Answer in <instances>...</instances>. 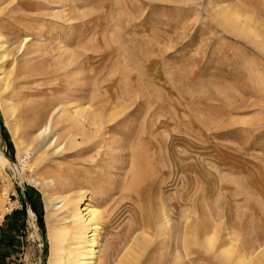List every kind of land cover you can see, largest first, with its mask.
I'll use <instances>...</instances> for the list:
<instances>
[{"label": "rangeland", "instance_id": "1", "mask_svg": "<svg viewBox=\"0 0 264 264\" xmlns=\"http://www.w3.org/2000/svg\"><path fill=\"white\" fill-rule=\"evenodd\" d=\"M170 1L0 0V264H46V209L78 193L105 219L97 264L264 250V0ZM225 10L260 38L231 34ZM86 107L104 123L77 126Z\"/></svg>", "mask_w": 264, "mask_h": 264}, {"label": "bare ground", "instance_id": "2", "mask_svg": "<svg viewBox=\"0 0 264 264\" xmlns=\"http://www.w3.org/2000/svg\"><path fill=\"white\" fill-rule=\"evenodd\" d=\"M227 10H225V14H224L223 18H221V22H222V25H224L226 28L228 27V30L230 31L231 34H235L239 37H242L243 39H248V40L253 38L255 35H256L257 39L260 38L259 37L260 35L258 36L251 28H249L251 26L250 23L253 22V20L250 16H248V15L247 16L246 15L241 16V14H239L238 12H232V13L230 12L229 13V12H227ZM241 19H242V21H241ZM229 26L231 28H229ZM254 29H256V28H254ZM254 42H255V38H254ZM256 44L259 45V47L263 49L264 48V37H262ZM5 58H6V46H5V43L3 42V40L0 36V93L4 92L8 87V81L6 80L7 79L6 72L3 70V66H2V61L4 62ZM0 109H1V112L3 113V115L6 117V119H11L12 115L14 114L13 106L11 103H8L7 101L0 99ZM61 109H62V107H61ZM79 112H80V114H79ZM99 113H100L99 111H98V113L97 112L94 113V111L92 109L90 110L89 107H86L83 109H80V108L75 109L74 114L71 117L75 118V123L77 126H82V127L85 126L84 122L80 120L81 118L79 117V115L80 116L85 115L86 117H88V121H89L88 125L95 126V124H97L98 126H100V124L102 125L104 123L103 120H104V118H106L105 117L106 115L103 113L102 114H99ZM95 114H97V115H95ZM114 115H116V113ZM107 117H110V116H107ZM96 118H97V122H96ZM112 118L114 119V117H112ZM51 120L52 119H49L47 122V125L49 127L51 126V122H52ZM58 121L60 122V120H58ZM59 122H57V123H59ZM47 125L45 124L44 129L39 134H45V132L47 130L46 127H48ZM97 128L98 127H95L94 129L92 128V130H94V132H96ZM15 129H16L15 123H12V121L9 122V130L12 133H14ZM92 130H90V131H92ZM79 131H81V130H79ZM67 132H68V130H67ZM81 136L84 137L87 135L85 133H82ZM81 138L82 137H80L81 143H79V142L77 143L78 138L74 137V135L71 137V135H70L67 138V141L65 140V143H63L64 144L63 148L69 146L70 149L71 148L73 149L76 146H79V144L81 145L84 142V139L86 137L84 139H81ZM89 138L92 139V136L91 135L88 136V141H89ZM57 139H58V137H56V139L54 140V142H53L54 145H55ZM59 144H61V143H59ZM59 144L56 145L55 147L59 146ZM5 164H8V162H7L6 158L0 153V168L3 167ZM87 194H90V193H87ZM58 199H60L59 200V203H61L60 206L54 207L55 205L52 204L53 208H51V204H49L50 208L46 209V217H45L47 220L46 240H47V244H48V256H47L46 264H97L99 261L98 260V252H99L98 248L100 246V231H101L99 223L105 220V219L102 220L103 214L101 213V210L99 209L98 206L96 207L95 205L90 203V202H92V199L89 195L85 196L84 194L78 193L76 195H68V196L65 195L64 197H60ZM59 213L64 214L63 215L65 217L64 221L66 223L61 224L60 222L59 223L57 222V223L51 224V220H52L51 218L55 217ZM168 224H169V221H166V225H168ZM29 225H30V223H29ZM31 226L34 227L32 224H31ZM34 229L36 230V228H34ZM139 237L140 236H138V238ZM141 238H142V236H141ZM144 238H146V237H144ZM204 240H205L204 244L207 246V248L212 249L213 243H214V238L211 236H208ZM145 241L146 240L144 239V243H145ZM223 245L225 247H223L221 249V251L218 254H216L219 256L220 259H223L224 261H226L227 264H245V263H247L248 258H246V256L243 254H237L233 260L230 259L232 257V255L230 253L233 252V251L231 252V250H230L231 249L230 241H226V243ZM134 246H136V245H134ZM130 249H128V251L126 249L125 253L123 252V255L124 254L126 255L127 252L129 253V251L131 252ZM135 251L136 250L134 249V252ZM137 252H139L138 249H137ZM128 253H127V255L130 254L129 259H131L132 258L131 254L133 252L129 253V254ZM233 254H234V252H233ZM130 256H131V258H130ZM120 257L122 258L121 261H123V258H125V256H123V257L120 256ZM126 259L128 261H130L128 259V257H126ZM263 259H264V250H260L259 252L255 253L252 257H250L248 261H250L249 264H261ZM131 262H132V260H131ZM123 263H124V261H123ZM126 263H129V262H126ZM118 264H120L119 261H118Z\"/></svg>", "mask_w": 264, "mask_h": 264}]
</instances>
